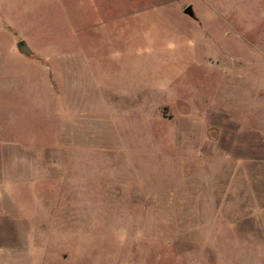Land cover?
<instances>
[{
    "label": "rangeland",
    "instance_id": "rangeland-1",
    "mask_svg": "<svg viewBox=\"0 0 264 264\" xmlns=\"http://www.w3.org/2000/svg\"><path fill=\"white\" fill-rule=\"evenodd\" d=\"M261 185L264 0H0V264H264Z\"/></svg>",
    "mask_w": 264,
    "mask_h": 264
},
{
    "label": "water",
    "instance_id": "water-1",
    "mask_svg": "<svg viewBox=\"0 0 264 264\" xmlns=\"http://www.w3.org/2000/svg\"><path fill=\"white\" fill-rule=\"evenodd\" d=\"M184 12L190 16L194 15V10H193L192 6H188L187 8H185ZM17 46L21 52H23L25 54L31 53V49L28 47V45L25 41L18 42Z\"/></svg>",
    "mask_w": 264,
    "mask_h": 264
},
{
    "label": "crops",
    "instance_id": "crops-1",
    "mask_svg": "<svg viewBox=\"0 0 264 264\" xmlns=\"http://www.w3.org/2000/svg\"><path fill=\"white\" fill-rule=\"evenodd\" d=\"M258 190H260L259 192H260L261 194H263V195H261V198H262V196H264V187L261 185V188L258 189ZM263 199H264V198H263ZM260 205L264 206V203H263V202H260L258 206H260ZM257 214H258V216H259V219H258V225H259L260 229H262L261 232H263L264 229H263L262 225H263L264 222H263V219L260 218V216H264V208H260V211H258ZM261 224H262V225H261Z\"/></svg>",
    "mask_w": 264,
    "mask_h": 264
}]
</instances>
